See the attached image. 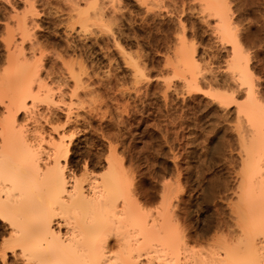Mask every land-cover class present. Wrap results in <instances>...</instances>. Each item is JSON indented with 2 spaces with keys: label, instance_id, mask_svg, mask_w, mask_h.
Wrapping results in <instances>:
<instances>
[{
  "label": "rangeland",
  "instance_id": "374dc122",
  "mask_svg": "<svg viewBox=\"0 0 264 264\" xmlns=\"http://www.w3.org/2000/svg\"><path fill=\"white\" fill-rule=\"evenodd\" d=\"M210 3L221 13L223 11L231 24L230 31L238 39V54L241 56L238 55V62L241 59L246 63L248 81L253 86L256 98H260L264 104V79H261L264 76V0H211ZM79 10L80 13L77 12ZM21 17L26 21L25 29L28 31L25 33L22 31L24 27L21 29L18 24ZM79 17L88 18L83 28L79 26V21L77 23ZM214 20L215 16L206 9L205 0H0V74L15 71L14 64L15 68L21 66L24 58L22 64L28 68L27 73L25 71L21 75L22 80L24 83L29 80L27 82L33 88V94L38 96L33 105V113L37 110L36 116L12 106L6 110L4 105L15 90L24 87V83L19 81L6 87L0 85V120L7 121L13 113L10 118L15 119L13 126L17 128L22 124L28 127L30 131L25 127L27 132L23 135L30 143L37 142L38 139L33 137L37 134L45 141L50 136L58 137L60 131L66 132L67 138L73 135L68 141L70 143L67 142L70 151L65 163L66 173L68 176L71 174L70 177L78 178L83 174L99 176L106 169L104 157L108 153V145H113L116 156L123 159L125 170L129 171L128 174L133 173L128 175L130 187L132 184V189L136 186V191H133L137 198L141 197L138 199L140 205L144 203L146 208L142 207L151 211L154 207L162 208L159 207L162 203L167 216H174L168 220L170 227L173 226L170 230L177 238L174 237V247L162 249L161 246L159 253L170 255L179 263L189 260L188 257L191 258L187 262L192 261L193 255L203 258L206 253L209 254L210 264H219L222 258L226 259L222 244L223 247L227 244L224 242V232L231 230L227 226L233 223L229 207L235 201V196L231 189L238 183L235 172L242 165L238 136L244 134L245 130L239 128L241 119L237 117V105L246 101V86L240 85L236 75L228 68L231 44L217 35ZM20 32L26 34L25 37ZM180 37H184L186 45H190L193 59L199 64L198 70L201 68L198 73H204L203 81L209 79L210 83L204 81L210 84L209 87L201 81L203 76L198 80V87L184 86L183 71L179 70L181 66H177L172 58L177 48L175 42ZM204 37L208 39L205 41ZM11 47L16 48L15 53L22 55L23 52L21 60L19 58L12 63L7 54L8 50L12 51ZM19 47L21 49L18 51ZM79 63L84 64V71L87 70L93 80L83 74L86 72H80L82 78L91 80L89 83L92 86L86 88L81 84L76 89L77 94L85 97L82 91L93 90L97 86L93 90L95 94L92 92V99L77 96L80 103L72 91L75 84L69 71L73 67L78 72ZM133 74L140 80L136 78L138 81H135ZM46 91L51 93V97L65 102L53 105L45 103L44 96L49 95H45ZM215 94L220 96L216 97ZM58 96H62L61 99ZM41 97L40 101L43 102L38 101ZM29 99L26 98L27 104ZM84 101L99 106L92 111L87 110L90 107L88 103L87 106L82 104ZM93 110H96V114ZM65 113L70 115L71 121H66ZM29 114L37 119L34 120ZM239 130L244 131L240 133ZM67 131H70L69 135ZM105 131L110 132L109 136ZM104 133L108 138L104 137ZM45 141L41 143L40 153L41 162L44 163L48 162L49 153L48 142ZM132 179L135 183L130 181ZM165 194L166 199L162 196ZM169 212L172 215H168ZM0 221V225L5 227V222ZM221 230H224L223 234ZM146 245L140 250L144 255V258L143 255L140 257L143 261L148 259L149 254L154 255L151 245ZM114 246L111 248L116 251L117 247ZM171 249L173 252L167 251ZM9 255L8 258H11ZM205 256L204 259L207 258ZM208 258L205 264H209Z\"/></svg>",
  "mask_w": 264,
  "mask_h": 264
},
{
  "label": "bare ground",
  "instance_id": "6f19581e",
  "mask_svg": "<svg viewBox=\"0 0 264 264\" xmlns=\"http://www.w3.org/2000/svg\"><path fill=\"white\" fill-rule=\"evenodd\" d=\"M210 1L211 0H205V6L206 9H208V11L215 16L214 21L216 23V26L214 27L216 29L214 30L218 31L219 34L216 31L218 36H220L225 41L227 40L231 44L232 53H231V59L229 60L230 62L228 63L230 64L228 68L229 67L231 68V72L234 75H236L237 78L236 80H239V82L241 83V84L240 83L237 84L240 85L244 84V86H246V101L244 103L242 102L243 104L239 105L238 103L237 105L238 106L237 117H239L241 120L243 118L244 121L243 123V121L240 120L241 124L243 123V125L241 126L240 124L239 128L241 130L242 129L245 130V132H243L244 130L241 132L239 130L240 133L243 132L244 134L238 136L240 137L239 138L240 142L238 140L239 145L241 144L240 145L241 149L240 148L239 149L240 151L242 150L240 152L241 153L240 156L243 155L242 158L240 157V159L242 160V165L241 168L238 166L239 167V169L237 170L238 173L237 171L235 172L236 175H238V177L236 178L237 180L239 179L238 183L236 182L237 183L235 184L236 186L235 187L233 186L234 189H231L233 190L231 191L233 192L232 194H234L235 196V201L233 203L231 202L229 207L230 208L229 213L230 215L232 214V219H233L231 222L233 223L232 224L228 223L232 227H230L229 225L227 227L229 229L230 228L232 229L231 230L227 229L226 232H224V230L223 231L221 230V234H223L222 232H224V237H225L224 242L226 241L227 244L226 245L224 244V247L222 244V248L224 249V255L226 256V259L222 258V260H220L221 263L219 264H264V128H263L264 104L263 101H260V98L259 100L258 98H256L254 94L253 86H251V84L248 81L249 77H248V69L246 63L244 64V62H242V60L240 59V61L244 64L242 66V63L238 62V58H239L238 55L240 56V54H238L239 53L238 43H237L238 39H236V35L233 36V34L230 31L232 29L230 28L231 24H229L228 20L225 18L226 16L223 14V11L221 13L216 6L210 3ZM76 6L78 5L76 4ZM72 8L74 9L73 6ZM80 11L81 10L77 12L80 13ZM85 16L88 15L86 14ZM87 19H88L87 17L86 18L79 17V20L77 19V23L79 21L80 23L79 26L80 27L82 26L83 28L85 26V22L87 21ZM25 22H26L25 19L22 17L18 21V24L21 27V29H23L24 27V29L22 30L24 33L28 31L27 29H25L27 28V26L25 27ZM20 34L23 35V33L21 32ZM25 35L23 36L25 37ZM23 36H21V38ZM24 37L22 39H24ZM7 42L9 41L7 40ZM7 42H5V44ZM185 42L186 41L184 37L183 38L180 37L178 42L177 41L175 42L177 48H175V50L173 51L174 55H172V58L174 59L173 61H176L177 66L179 67L181 66L179 70L183 71V72L181 71L182 72L181 74L183 75V83L185 85L183 83L182 84L189 88H196L198 87L199 84L198 80L203 76L201 79V81H203V78H205V76L203 75L204 73L201 74L202 72L198 73L201 68L198 70L197 66L199 64L195 62L196 59L195 60L193 59L194 57L190 52L191 50L189 47L190 45L189 44L186 45ZM12 45H14V43ZM5 46H9V45H5ZM14 47H11V49L13 48L11 52L10 50L7 49L9 51V53H7L9 59H11V61L13 60L12 63L15 62L14 60L16 59L18 60L23 55V52L22 55L20 52L15 53L16 48ZM19 49H21V47L17 48L18 51ZM17 55H19V57H17ZM32 55L34 56V54ZM22 58H20L19 60H21ZM22 60L20 62L21 66L18 65L17 68H15L16 65L15 64L14 66L12 65L15 71L2 72L0 74L1 86L6 87L10 84L18 83L19 81H23L24 83V80H22L21 75L24 74V72L28 67L27 65L25 66L22 64L23 63ZM82 63H79L80 66L77 68L78 72L77 70L75 71V69L72 66H71L72 69L70 68L71 70H69L71 74L70 77L73 78L75 84L72 91L74 95H76V97L81 94V93L77 94V90H76L77 87L81 86V84L86 88H90L92 86V84H90L91 80H88L90 78L89 77L90 73L87 72V70L84 71L85 66L84 64L82 65ZM22 65L23 67L25 66V70H23L24 68L22 67ZM80 72L81 73L86 72L83 73L84 75L89 73L85 75V76L89 75L88 76L89 78L88 77H86V79L85 77L82 78L83 74H81ZM25 73H27V71ZM197 73L198 75L200 74V76H198ZM132 76L134 77L135 81L140 80L137 78V76H134V74ZM197 76L199 78H197ZM27 81L29 82V80H26L25 82L26 85L24 83V87L22 89L18 88V90H15V92H13L8 102L4 105L6 110H9L10 107L12 106L16 108V110L21 108L22 110L29 111V113L30 114L32 113V115L37 113V110L33 113L34 111L33 105L37 99L36 98L37 95L35 96L33 94L32 92L33 88L29 86ZM204 81H209V79ZM204 81L203 84L205 83ZM206 84L207 83H205L204 86ZM38 85L40 87L41 83ZM88 85H90V87ZM109 85H111V83ZM208 85L210 84H207L206 86ZM94 87L96 88L97 86ZM200 87L202 88V85ZM82 88L83 90L86 89L84 87H81V89ZM95 88H93V90ZM37 89L39 90V88ZM93 90H88V89L84 90V92L82 91L83 93L82 95L84 96L86 95L85 97H90V99H92L91 96H92V92L94 93ZM72 91H70V93ZM58 92H60V95H62L61 91ZM47 93L48 92L46 91L45 95H47ZM220 94H215V95L216 97H218L220 96ZM211 96L214 95L212 94ZM42 97L38 101L42 100ZM61 97L59 99H61ZM79 97H77V100H79L78 99ZM85 97H81V98L84 99ZM26 98L28 99L30 98L29 99L30 102L28 104ZM44 99H46L45 103L51 105L55 104L56 102H61V103L65 102L62 100L59 101L58 99L51 97V93L46 97L44 96ZM78 102L80 103V100ZM83 103L86 104L88 102L84 101L82 102V104ZM92 103L94 102H91V104ZM91 104L88 103L90 109L88 108L87 110L92 111V109L93 108L95 109V107L97 106L96 104H95L96 106H93L94 104L93 105ZM69 105H71V103ZM80 106L83 107V105L81 104ZM96 110L98 112L97 108ZM96 110H93V112L95 113ZM65 111L67 112V110ZM74 115H76V113ZM12 116L13 113H11V117ZM34 116H32L31 118H33ZM11 117L9 116V119H7V121L3 119L0 120V138H1L0 139L1 140L0 142V220H3L5 222L4 223L5 227L0 225L1 226L0 227V264H205L204 261L208 258L207 256H209V254L207 255L206 252H205L206 254H204L206 255L205 258L207 257L206 259H204V255L203 258H201L200 256L195 258L196 256L193 255L194 257L193 256L192 257L194 260L192 259V261L187 262L191 258L187 256L189 260L187 261L185 260L184 262L180 261L181 263L176 262L177 260L174 261L173 258L170 257V255L168 257V256H163L161 255V253H159L161 251V246H163L162 249L166 247L173 248L174 247L173 241L177 239L175 234L173 236V232L171 231L173 229V226L170 227V225L168 224V220H170L169 217L171 216H167L166 207L165 205L162 206V203L161 206H159L162 208L156 209L157 207H154V209H156L155 211L154 209H152L153 211L152 210L149 211L150 209L148 208L145 210L146 208L145 205H144L145 208H143L144 203L140 205L141 203H139L138 199L141 197L137 198V196H135V192L133 191V189L135 190L136 186L135 188L132 189L133 184L131 183L132 186L130 187L128 175H133V173L128 174L129 171L127 172V170H125V164H123V159L121 160L120 159L121 157L116 156L115 153L116 150L113 145L112 146H110L111 144L108 145V153L104 157V161L106 163V169L99 176H96L95 174L86 176L85 174H83L84 176L78 178L75 176L70 177L71 174L70 176H68L67 175L68 172L66 173L65 170L66 169L65 163L68 160V154L70 151L68 148L69 145L67 146V144L70 143L68 141H70L73 136V135L71 136L69 135L70 131L69 132L67 131L69 135L68 138L66 132L65 135V133H61L60 131L57 135L58 137L50 136V139L49 140L47 139L48 141L47 140L45 141V139H43L40 136V134L36 133L38 136L34 135L33 137L34 138L36 137L38 139L36 140L37 142L30 143L29 140L25 138V135H23L24 132L30 131L27 130L28 127H26L24 124L23 125L26 128L23 127L22 124L21 126L16 125L18 126L17 128L14 127L13 121L15 123V119L13 120L14 117L10 119ZM36 119L34 117V120ZM69 119H70V115L66 114V121H68ZM245 121L247 122V125ZM91 123L92 122H90V124ZM244 125L245 128H243ZM24 128L27 131H25ZM72 133L74 134L73 131ZM105 133H107L108 136L110 134V132H106V131ZM107 135L105 134L104 137H107ZM113 138L115 139V137ZM43 140L46 143L48 142L47 147L49 148V149L47 148L49 150V153H47L48 162L45 163L41 162L42 156H40V153L42 152L41 143H43ZM8 156H10L9 158L12 160H9ZM96 157L98 156L96 155ZM128 170H130L131 172V169ZM130 181L133 182V179ZM162 196H164L163 198L166 199V194ZM170 214L172 215V213L169 212L168 215ZM174 224L176 225L175 222ZM111 238L114 240L113 243L111 242ZM180 238H178V240ZM113 244L116 245L114 247H117L115 248L116 251H113L112 250L113 248H111ZM144 244H147L146 246L151 245L150 247H152L153 250L152 252H154V255L150 256L149 254L148 259L145 258L146 261L140 259V257L142 258L141 255H143V252L141 253L140 250L141 251L143 250L142 248ZM185 244H187V242ZM110 248L111 250H109ZM121 250L123 252H121ZM172 250L173 249L167 251L170 252ZM186 251H184V253ZM110 253L113 254L109 255ZM192 253L194 254V252ZM196 253L198 254V252ZM8 254L12 256L11 259H13V261L12 260L10 262L8 261L9 259ZM150 257L153 259V261L151 260ZM175 257L176 256H174V258ZM208 261L210 264L209 258L207 262Z\"/></svg>",
  "mask_w": 264,
  "mask_h": 264
},
{
  "label": "snow or ice",
  "instance_id": "6c2138e0",
  "mask_svg": "<svg viewBox=\"0 0 264 264\" xmlns=\"http://www.w3.org/2000/svg\"><path fill=\"white\" fill-rule=\"evenodd\" d=\"M189 36H191V33H189ZM205 41L208 39L207 37H204ZM259 71V70H257ZM223 79V78H222ZM261 79H264V76L261 77ZM9 260L11 261V258H9Z\"/></svg>",
  "mask_w": 264,
  "mask_h": 264
}]
</instances>
